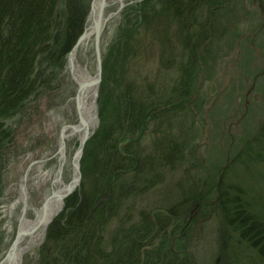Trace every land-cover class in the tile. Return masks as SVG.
<instances>
[{
	"label": "rangeland",
	"instance_id": "1",
	"mask_svg": "<svg viewBox=\"0 0 264 264\" xmlns=\"http://www.w3.org/2000/svg\"><path fill=\"white\" fill-rule=\"evenodd\" d=\"M92 2L87 0L83 30ZM158 4L157 0H126L101 37L103 52L96 100L97 123L79 156L78 186L64 199L61 211L48 226L63 212L68 197L84 191L81 172L84 148L99 126L100 84L117 54L123 70L126 69L124 83L133 81L137 90H161L156 96L161 104L176 103L171 112L166 109L165 118L150 119L142 137L134 143L137 159L142 161L147 156L152 157L160 142L164 139L169 142L173 136L184 146L183 153L176 154L173 167L164 170L161 183L138 200L137 209H144L149 216L157 211L167 215L171 207L184 197L193 196L196 189L201 192L205 185L219 183L221 174H225L224 182L245 189L250 198L261 201L264 206V162H253L258 155L264 158V152H259L258 148L253 153L245 150L264 133V0H219L216 10H199L197 17L212 19L216 30L205 36L207 39L194 54L198 68L190 83L186 76L188 70L183 66L187 62V53L179 42L181 29L176 25L179 22L154 12ZM116 7L111 5L107 12ZM127 35L131 37V46L130 53L124 57L122 41ZM68 53L60 68L53 65L36 67L40 82L36 94L20 113L4 123L13 135L0 160V259L8 252L16 230L14 223H5L2 207L13 200V188L31 163L45 160L42 163L46 170L55 165L51 155L56 151L59 130L64 124L76 121L75 113L67 109L59 111V122L53 120L58 108L74 94L64 73ZM87 56V65L93 74L95 63L90 43ZM183 80L188 83V92L175 94L177 96L170 93L176 83L180 85ZM77 148L75 140L68 141L67 155L71 157ZM121 154L125 156L123 152ZM63 177L65 181L70 178V163L65 167ZM114 181L115 176L110 181L111 192ZM47 190H50L49 183L30 191L31 205L40 207L42 195ZM108 197L104 195L102 200ZM207 200V212H201L195 205L189 214L180 218L184 224L176 229L179 232L192 223L188 252L194 264H263L255 251L222 224L216 208V187ZM168 219L171 223L174 220ZM48 226L39 246L23 257L22 264H39V251L45 243Z\"/></svg>",
	"mask_w": 264,
	"mask_h": 264
},
{
	"label": "trees",
	"instance_id": "2",
	"mask_svg": "<svg viewBox=\"0 0 264 264\" xmlns=\"http://www.w3.org/2000/svg\"><path fill=\"white\" fill-rule=\"evenodd\" d=\"M157 1L154 12L179 22V42L187 53V62L180 64L187 68L190 83L198 68L194 54L205 36L216 30L212 19L202 20L197 15L200 9L216 10L219 0ZM86 9L87 0H0V160L13 135L5 121L20 113L36 94L38 65L60 68L82 34ZM130 38L127 35L122 41L124 57L130 53ZM123 68L117 54L104 72L98 97L99 126L86 143L81 161L84 191L68 197L63 212L48 226L39 264H194L188 252L192 223L179 232L176 229L184 224L180 218L195 205L207 212V197L214 187L222 224L264 264V206L245 189L224 182L225 174L219 183L212 182L203 191L196 189L193 196L184 197L167 215L157 211L149 216L144 209H137L138 200L161 183L164 170L173 167L184 146L174 136L169 142L164 139L152 157L142 161L135 156L134 143L118 150V144L136 133L147 117L165 118L172 108L159 110L173 102L161 104L156 98L161 90H137L133 81L124 83ZM188 83H176L170 93L188 92ZM255 148L264 152V133L246 147V153ZM253 162H264V158L258 155ZM104 195L109 196L106 201H102Z\"/></svg>",
	"mask_w": 264,
	"mask_h": 264
},
{
	"label": "bare ground",
	"instance_id": "3",
	"mask_svg": "<svg viewBox=\"0 0 264 264\" xmlns=\"http://www.w3.org/2000/svg\"><path fill=\"white\" fill-rule=\"evenodd\" d=\"M126 0H93L86 20L85 29L79 43L68 53L64 73L74 90L73 97L65 105H61L53 120H61L60 112L67 109L75 113L76 121L64 124L59 130L56 151L51 155L56 163L51 169H45L42 162H33L25 169L23 176L13 188V200L2 207L5 223L15 224V238L9 252L0 259V264H22L23 257L41 243L49 222L57 215L63 206L67 193L77 186L79 167V148L70 157L67 155V142L75 140L80 147L84 140L92 134L96 126L97 98V65L95 54V73H91L87 65V49L89 43L93 49L95 25L98 23L100 40L99 50L102 54V35L113 23ZM117 5L112 12L108 7ZM119 9V11H117ZM98 33V34H99ZM70 163V178L65 181L63 172ZM44 183H49V191L42 195L40 207L30 203V191L39 189ZM31 214V216H29ZM7 226L10 228V224Z\"/></svg>",
	"mask_w": 264,
	"mask_h": 264
},
{
	"label": "water",
	"instance_id": "4",
	"mask_svg": "<svg viewBox=\"0 0 264 264\" xmlns=\"http://www.w3.org/2000/svg\"><path fill=\"white\" fill-rule=\"evenodd\" d=\"M117 11H119V9H117ZM98 33H99L98 23H96V25H95V33H94V37H93L92 42H93V53L95 54L96 65H97V71H96L97 72V77H98L97 78V86L100 83L101 62H102L101 61V56H100L101 51L99 50V48H100L99 47V40H100V36L99 35H100V33L99 34ZM81 37H82V34L78 37V39L74 43V45L71 48V50L79 43ZM97 92H98V87H97ZM96 100H97V98H96ZM175 104L176 103L166 105L165 107L161 108L159 111H163V110L169 109V108L173 107ZM96 116H97V108H96ZM149 121H150V116L145 119V121L143 122V124L140 126V128L138 129V131L136 133H134L130 138L125 139V140L121 141L118 144V150H120L121 146H123V145L133 144V143L138 142V140H140V138L142 137L143 132H144V130H145V128H146V126H147V124H148ZM96 123H97V120H96ZM86 141H87V139L84 140L83 143H82V145L79 147V149H80L79 150L80 155H81L83 146H84V144H85ZM78 174H79V171H78ZM79 180H80V174L78 175L77 183H79ZM77 186H78V184H77ZM70 194H71V192L67 193L66 196H65V198L67 196H69ZM108 198L103 199L102 201H106ZM99 202H101V201H99ZM99 202L95 204V206L92 209V211L98 206ZM92 211H91V214H92ZM9 250H10V248H9Z\"/></svg>",
	"mask_w": 264,
	"mask_h": 264
}]
</instances>
